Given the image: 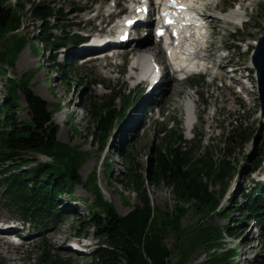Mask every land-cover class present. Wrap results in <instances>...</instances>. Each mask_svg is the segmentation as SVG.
<instances>
[{"label":"rangeland","instance_id":"1","mask_svg":"<svg viewBox=\"0 0 264 264\" xmlns=\"http://www.w3.org/2000/svg\"><path fill=\"white\" fill-rule=\"evenodd\" d=\"M18 1L8 0L7 5H15ZM38 1L65 8L68 15L78 8L88 11L77 20L71 16L70 19L74 20L61 22V28L55 34L64 37L68 46L67 50L58 53L50 54L43 48L37 38L40 24L35 23L30 14L22 17L23 27L20 31L0 40V48L10 51L19 38L28 39L25 49L14 60L9 58L5 63H0V104L7 94L8 79L25 81L28 88L44 99L54 112V122L59 126L58 141L84 154V157L79 159L78 165L80 182L58 200L63 217L59 218L56 225L37 229L5 209L0 200V226L12 224L15 230L10 234H0V264H26L36 259L42 241L62 261L87 264L98 243L91 228V216L94 211L102 212V208L95 204L96 191H100L102 199L120 216H125L137 206V195L121 184L127 170V160L121 154V148H127L141 173L149 175L148 171L154 164L151 148L159 145V134L166 125L171 129L179 123L187 140L203 134L204 147H214L215 159L230 161L239 174H234L229 196L222 205L226 206L232 198H237L245 206L243 193H249L257 182L264 184V162L262 168L253 175L244 169L247 162L245 157L255 154L264 143V118L261 116L257 81L251 66L255 44L264 36V0H236L232 9L229 4L234 0H208L200 11L210 17L208 33L211 38L207 46L213 42V47L209 48L212 55L207 59L202 73L173 83L174 73L162 49L156 61L164 65L162 69L165 75L154 91L148 82L137 85L135 73L131 72L137 48H159L161 45V41H152L153 32L150 28L142 29L139 36L122 49L113 50L110 54L117 56L111 59L105 55L103 60L98 59V56L80 60L83 55L93 52V49L84 50L89 47L92 38L80 46L66 39L80 31L85 35L103 33L105 37L114 36L120 19L131 13L129 7L133 0ZM115 3L119 4L117 14H122L111 17ZM234 10L238 11V17L231 15ZM102 22L108 23V26ZM57 23L54 21L53 24ZM70 57L75 58L76 62L71 63L68 60ZM27 60L30 65L26 64ZM59 64H67L66 74L59 69ZM113 94L119 96V107L124 106L123 94L141 100L128 111V120L116 128L104 148L93 138L94 129L90 127L84 106L90 98L101 99ZM189 99L194 102L196 116L192 133L188 136L185 122ZM18 103L21 106L19 117L29 118L22 94H19ZM243 130H257L258 139L255 137L244 146L235 140L237 144H232V154L227 156L225 144H228L229 135ZM27 158L34 162L32 165L51 162L39 156L27 155ZM147 188L152 206L166 213L173 212L176 201L170 188L164 184L154 186L150 183ZM186 208L189 213L182 220V227L188 230L195 227L201 217L194 214L189 205ZM239 215L237 213L233 219ZM226 222L216 217L214 224L223 226ZM236 225L239 226L238 237H224L219 247L209 253L199 250L185 264H201L209 255H221L231 249L237 252L233 260L238 264H247L248 260L261 254L264 251V239L256 223L251 221ZM81 231L85 233L82 237L79 234ZM13 234L18 237L15 238ZM174 241V236H171L167 245L172 247ZM178 261L179 257L175 253L172 262L178 264Z\"/></svg>","mask_w":264,"mask_h":264},{"label":"trees","instance_id":"2","mask_svg":"<svg viewBox=\"0 0 264 264\" xmlns=\"http://www.w3.org/2000/svg\"><path fill=\"white\" fill-rule=\"evenodd\" d=\"M7 2L0 0V40L20 31L22 17L30 14L33 21L40 24L38 41L50 54L67 50L68 43L64 37L55 34L61 28V22L77 20L87 12L78 8L68 15L65 8L46 1L19 0L15 5H7ZM235 3L236 0L229 7L232 9ZM71 16L74 19H70ZM54 21L58 22L57 25L53 24ZM66 39L75 46L87 40L80 34ZM27 44L28 39L21 37L10 51L0 48V63L9 58L14 60ZM68 60L76 62L75 58ZM58 66L66 74L67 64ZM8 82L7 94L0 104V200L5 209L14 212L23 222L37 229L50 228L63 217L58 205L60 196L70 193L80 182L78 165L84 154L58 141L59 126L55 124L54 112L44 99L30 90L23 80L8 79ZM19 94L25 99L29 118L18 115L21 109ZM122 97L123 107L117 105L119 96L116 94L101 99L90 98L84 106L90 127L94 129L93 138L104 148L116 128L128 120V111L141 100L124 94ZM257 132H232L227 139L228 144H225L226 155L232 154V144H237L235 140L241 146L247 145L257 137ZM159 136V145L151 148L154 164L148 171V179L141 173L130 151L121 148V154L127 160L121 184L139 199V204L128 214H117L102 199L100 191H96L95 204L102 208V212L94 211L91 216V228L98 243L87 264H173L175 253L179 257L178 264H185L199 250L209 253L219 247L224 237H238L239 226L236 224L251 221L259 227L264 239V184L257 182L249 193H243L245 206L237 198L223 206L234 174H239L230 161H217L214 147H204L203 134L187 140L179 123L171 129L166 125ZM27 155L44 157L51 162L32 165L34 162ZM245 159L244 169L249 170V175L257 173L264 162V143L255 154ZM149 183L154 186L164 184L171 189L176 201L173 212L166 213L152 206L147 188ZM187 205L201 219L195 227L185 230L182 220L189 213ZM237 213L240 215L234 220ZM216 217L225 219L226 224H214ZM79 234L82 237L85 233L81 231ZM171 236L175 241L169 247L167 240ZM39 248L36 259L26 264H68L57 258L44 241ZM236 254L231 249L221 255H209L201 264H238L233 260ZM247 264H264V251L248 260Z\"/></svg>","mask_w":264,"mask_h":264},{"label":"bare ground","instance_id":"3","mask_svg":"<svg viewBox=\"0 0 264 264\" xmlns=\"http://www.w3.org/2000/svg\"><path fill=\"white\" fill-rule=\"evenodd\" d=\"M181 1V5L186 8L192 9L193 11L189 13L184 12L183 14H176L170 12L166 8H162L161 2L156 0V2H150V11L159 10V14L169 15V18L172 21L178 22L176 25H167L164 20L157 21L156 19L151 20L147 16V19L143 22V27L150 28L152 30V41H161V45L159 48L156 47H144L140 46L137 48L136 57L133 66L131 67V72L135 73L137 85L143 83L144 81H149L156 72V65L162 68L164 65H161L156 58H159V53L163 49L165 59L169 63L170 67L173 70L174 76L172 79L174 80L173 83H180L185 78L190 77L195 74L202 73L204 66H206V61L212 55V51H209V48L213 47V42L207 47L206 50H203L205 46L209 43L208 41L211 38V35L208 33V27L210 25L209 18L206 14L202 13L200 9L204 7L208 0H179ZM117 5V4H116ZM130 10L131 14L130 17H127L126 20L119 22V25L116 27V35L113 37L107 36L101 37L98 42H92L89 44L90 47H85L84 50L92 49L91 47H101L100 58L103 60L106 58V51L110 48L117 50L122 49L124 45H128L131 41H127L126 43L122 44L117 41L118 38L121 36L124 37L128 34L129 29L125 27V24L128 21L133 19H141L145 17V10L147 9L146 2L142 0H133L130 2ZM187 15L194 16L198 15V21H204L203 25H192V20L189 19L188 21L184 18ZM231 15L234 17H238L239 13L237 10L231 12ZM189 17V16H188ZM240 18V17H239ZM188 24H187V23ZM140 23V22H139ZM136 24V21H135ZM186 24V25H185ZM162 32L163 35L158 37L157 34ZM174 34V37L170 40V42L166 39L167 34ZM206 40V42H205ZM119 44V45H118ZM144 47V48H143ZM141 48V49H140ZM139 49V50H138ZM169 51V54H166L165 51ZM106 55V56H105ZM115 55V54H113ZM209 61V60H208ZM30 62L27 60L26 64ZM211 64V63H210ZM30 65V64H29ZM164 68V67H163ZM168 68L165 67V69ZM154 91V90H153ZM192 99L186 104V122H185V129L186 134L189 136L193 130V124L196 116V112L194 108V102L192 103ZM111 201L110 199H108ZM112 202V201H111ZM14 230V225L12 224H3L0 226V234H10Z\"/></svg>","mask_w":264,"mask_h":264},{"label":"water","instance_id":"4","mask_svg":"<svg viewBox=\"0 0 264 264\" xmlns=\"http://www.w3.org/2000/svg\"><path fill=\"white\" fill-rule=\"evenodd\" d=\"M251 64L255 71L258 87V100L261 107V116L264 118V36H262L251 56Z\"/></svg>","mask_w":264,"mask_h":264}]
</instances>
